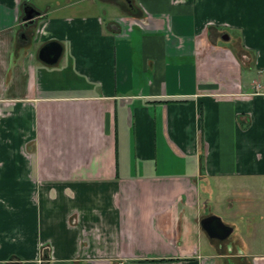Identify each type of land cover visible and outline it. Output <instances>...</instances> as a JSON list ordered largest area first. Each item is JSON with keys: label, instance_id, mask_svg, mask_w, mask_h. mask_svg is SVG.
Here are the masks:
<instances>
[{"label": "crops", "instance_id": "obj_1", "mask_svg": "<svg viewBox=\"0 0 264 264\" xmlns=\"http://www.w3.org/2000/svg\"><path fill=\"white\" fill-rule=\"evenodd\" d=\"M0 264H264V0H0Z\"/></svg>", "mask_w": 264, "mask_h": 264}, {"label": "water", "instance_id": "obj_2", "mask_svg": "<svg viewBox=\"0 0 264 264\" xmlns=\"http://www.w3.org/2000/svg\"><path fill=\"white\" fill-rule=\"evenodd\" d=\"M114 1V0H113ZM129 3V0H125ZM37 16L33 10L25 12V26L32 25L34 18ZM61 55V47L57 43H49L42 47L38 52V59L46 65H54L58 62ZM202 229L206 232L209 238L224 240L232 232V229L225 226L218 218L209 217L201 222Z\"/></svg>", "mask_w": 264, "mask_h": 264}, {"label": "rangeland", "instance_id": "obj_3", "mask_svg": "<svg viewBox=\"0 0 264 264\" xmlns=\"http://www.w3.org/2000/svg\"><path fill=\"white\" fill-rule=\"evenodd\" d=\"M230 195H229V199H230V201L231 202H234L236 199H235V197L232 195L233 194V192H230L229 193ZM223 199V198H222ZM259 200V199H258ZM229 201V202H230ZM226 203V202H225ZM258 204H259V201H258ZM226 206V205H225ZM225 206H223L222 205V207H220L221 209H225V208H227V207H225ZM215 210V209H214ZM227 210H228V208H227ZM216 211V210H215ZM210 213V211H208V213L207 214H209ZM218 213H220V212H218ZM221 215H223V214H221ZM227 216V215H226Z\"/></svg>", "mask_w": 264, "mask_h": 264}, {"label": "built area", "instance_id": "obj_4", "mask_svg": "<svg viewBox=\"0 0 264 264\" xmlns=\"http://www.w3.org/2000/svg\"><path fill=\"white\" fill-rule=\"evenodd\" d=\"M44 262H46V261H44Z\"/></svg>", "mask_w": 264, "mask_h": 264}]
</instances>
